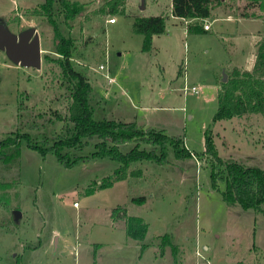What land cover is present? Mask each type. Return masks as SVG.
<instances>
[{"label": "rangeland", "instance_id": "1", "mask_svg": "<svg viewBox=\"0 0 264 264\" xmlns=\"http://www.w3.org/2000/svg\"><path fill=\"white\" fill-rule=\"evenodd\" d=\"M44 1L0 0V22L16 34L34 28L41 49L39 68L15 63L0 49V138L19 130L48 145L72 131V96ZM66 2L67 19L57 0L51 15L72 39L73 67L91 85L92 116L182 136L198 156L176 158L169 148L165 162L135 161L122 183L88 194L118 166L89 156L97 138L69 150L85 156L70 166L22 141L18 159L0 162V264H264V212L227 204L224 182L212 186L211 162L199 156L208 129L222 162L264 167L263 114L212 120L223 73L227 80L235 66L252 70L264 11L250 0H221L205 20L175 19L170 0ZM158 14L166 17L165 31L153 36L155 47L143 49L133 19ZM204 23L207 32L191 27ZM133 196L145 199L135 203ZM118 205L148 223L144 248L127 238L123 217L110 216Z\"/></svg>", "mask_w": 264, "mask_h": 264}, {"label": "trees", "instance_id": "2", "mask_svg": "<svg viewBox=\"0 0 264 264\" xmlns=\"http://www.w3.org/2000/svg\"><path fill=\"white\" fill-rule=\"evenodd\" d=\"M62 7L64 19L72 14V7L66 0H57ZM221 0H171V14L180 18H207L210 14L212 3L219 4ZM264 11V0H250ZM53 0H45L42 4L48 19L53 25V31L59 44L61 58L59 64L65 79L71 84L70 92L72 103L70 105V121L72 131L66 136H57L51 144L41 145L34 141L28 132L11 131L0 138V162L9 163L18 159L22 141L26 145L45 155L53 152L57 160L65 166H70L81 159L82 155L69 150L80 149L88 140L97 138L94 142V150L90 157H109L118 162L114 175L95 182L93 188H87L86 193H92L95 189L110 187L114 182L125 177L130 164L140 160H150L162 163L167 160V150L172 149L176 158L198 156L196 152L189 150L184 143V138L179 135H169L163 130L152 126L141 127L134 121L115 119H95L88 104V96L91 85L87 78L71 63L72 39L60 33L59 26L51 15ZM166 17L164 15L136 16L132 27L137 33L143 35V49H149L153 35L165 31ZM195 31H205L197 24L192 26ZM180 69L178 70V72ZM221 88L218 91V107L212 120L229 119L233 116L245 113H260L264 115V37L257 42L252 70H241L234 67L226 81H220ZM133 142L134 145L121 151L120 144ZM142 144L150 145V148L141 147ZM207 155L210 160V180L213 187L216 181H223L224 190L221 192L223 200L231 205L237 203L241 208H252L264 212V167L255 165L244 166L234 161L222 159L217 153L213 137L208 129L204 131V150L199 154ZM144 196H133L131 201L141 203ZM110 216L123 217L125 233L128 238L142 243L148 230V223L143 217L127 214L124 206H116L111 209ZM164 238L165 235H164ZM169 241L168 239H165Z\"/></svg>", "mask_w": 264, "mask_h": 264}, {"label": "water", "instance_id": "3", "mask_svg": "<svg viewBox=\"0 0 264 264\" xmlns=\"http://www.w3.org/2000/svg\"><path fill=\"white\" fill-rule=\"evenodd\" d=\"M0 49L4 50L7 57L22 66L39 68L41 64V49L39 36L34 28L23 30L16 34L6 25L0 22ZM226 80L223 73L222 81ZM21 213L13 211L14 219L17 220Z\"/></svg>", "mask_w": 264, "mask_h": 264}, {"label": "crops", "instance_id": "4", "mask_svg": "<svg viewBox=\"0 0 264 264\" xmlns=\"http://www.w3.org/2000/svg\"><path fill=\"white\" fill-rule=\"evenodd\" d=\"M144 8H145V6H144ZM171 10H172V3H171V0H170V7L168 8V11H170V16H172V18H175V19H184V18H180V17H173V15L171 14ZM139 16H141V15H139ZM149 16V15H148ZM205 19H207V18H204L203 20H205ZM191 20V19H190ZM194 20V19H193ZM195 20H197V19H195ZM195 24H193L192 26H194ZM191 26V27H192ZM198 26L201 28V26L198 24ZM189 29V28H188ZM202 29H203V26H202ZM205 30V32H207V31H209L210 30V27H209V29H204ZM159 35V34H158ZM154 36V35H153ZM153 36H152V38H153ZM255 44H256V42H255ZM153 47H155V46H153L152 45V39H151V45H150V48H153ZM149 48V49H150ZM146 50H148V49H146ZM235 67H237V66H235ZM124 181V178L123 179H121V180H118V181H116V182H114L111 186H115V185H118V184H120V183H122ZM110 186V187H111ZM128 238V237H127Z\"/></svg>", "mask_w": 264, "mask_h": 264}, {"label": "built area", "instance_id": "5", "mask_svg": "<svg viewBox=\"0 0 264 264\" xmlns=\"http://www.w3.org/2000/svg\"><path fill=\"white\" fill-rule=\"evenodd\" d=\"M109 21H110V22H114L115 20H114V18H110ZM202 26H203L204 29H209V27H210V25H209L208 23H204ZM101 67H102V66H101ZM191 90H192L193 92H197V91H198L197 87L194 86V85L191 86ZM76 204H77V203H75V205H76Z\"/></svg>", "mask_w": 264, "mask_h": 264}]
</instances>
